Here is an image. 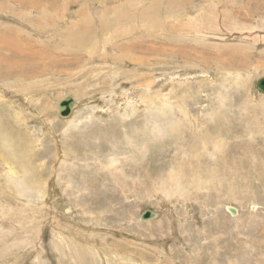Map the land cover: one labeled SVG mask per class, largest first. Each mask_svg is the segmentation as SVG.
<instances>
[{"label":"rangeland","instance_id":"374dc122","mask_svg":"<svg viewBox=\"0 0 264 264\" xmlns=\"http://www.w3.org/2000/svg\"><path fill=\"white\" fill-rule=\"evenodd\" d=\"M118 1L0 0V264H264V0Z\"/></svg>","mask_w":264,"mask_h":264},{"label":"water","instance_id":"95a60500","mask_svg":"<svg viewBox=\"0 0 264 264\" xmlns=\"http://www.w3.org/2000/svg\"><path fill=\"white\" fill-rule=\"evenodd\" d=\"M256 88L259 92L264 93V76L261 77L256 84ZM75 99L72 96L67 95L62 101L59 102V114L64 117L70 116L75 104ZM230 212L232 214L236 213L235 208L231 207ZM155 217L153 210L147 209L141 214L142 220H149Z\"/></svg>","mask_w":264,"mask_h":264},{"label":"bare ground","instance_id":"6f19581e","mask_svg":"<svg viewBox=\"0 0 264 264\" xmlns=\"http://www.w3.org/2000/svg\"><path fill=\"white\" fill-rule=\"evenodd\" d=\"M119 1H121V0H119ZM119 1H118V2H119ZM245 1H246V0H245ZM118 2H117V3H118ZM130 2H131V1H130ZM235 2H236V1H235ZM243 3H244V2H243ZM130 4H131V3H130ZM192 4H193V3H192ZM258 4H259V3H258ZM262 4H263V3H262ZM164 5H165V4H164ZM227 5H228V4H227ZM126 6H127V5H126ZM222 6H223V5H222ZM133 7H134V6H133ZM133 7H132V8H133ZM194 7H195V6H194ZM193 9H194V8H193ZM197 9H198V8H197ZM151 10H152V9H151ZM203 10H204V9H203ZM115 11H116V10H115ZM146 11H147V10H146ZM263 11H264V9H263ZM172 12H173V11H172ZM226 13H227V12H226ZM231 13H232V12H231ZM236 13H237V12H236ZM166 14H167V13H166ZM196 14H197V13H196ZM237 14H241V15L236 16ZM237 14L234 15L233 17H237V18H235V19H238V20H241V19L243 20V17H244L243 15H244V14H243V13H237ZM121 16H122V15H121ZM225 16H226V14H225ZM170 17H171V16H170ZM205 17H206V16H205ZM207 17H209V16H207ZM207 17H206V18H207ZM228 17H229V16H228ZM231 17H232V15H231ZM238 17H240L241 19H239ZM188 18L190 19V17H188ZM206 18H205V19H206ZM222 18H223V17H222ZM198 19H199V18H198ZM200 19H202V18H200ZM180 20H181V19H180ZM191 20H192V18H191ZM213 20H214V19H213ZM215 20H216V19H215ZM232 20H233V19H232ZM252 20H253V19H252ZM174 21H175V19H174ZM205 21H206V20H205ZM216 21H217V20H216ZM187 22H188V21H187ZM189 22H190V21H189ZM203 22H204V20H203ZM241 22H242V21H241ZM229 23H230V22H229ZM243 23H244V22H243ZM251 23H252V22H251ZM253 23H255V22H253ZM236 24H237V23H236ZM255 24H256V23H255ZM185 25H186V24H185ZM190 25H192V22H191ZM198 25H199V24H198ZM217 25H218V23H217ZM219 25H220V24H219ZM227 25H228V24H227ZM250 25H251V24H250ZM179 26H180V25H179ZM182 26H183V25H182ZM187 26H188V25H187ZM193 26H194V24H193ZM212 26H213V25H212ZM223 26H224V25H223ZM228 26H229V25H228ZM230 26H231V25H230ZM203 27H204V26H203ZM249 27H250V26H249ZM249 27H248V28H249ZM199 28H201V27H199ZM199 28H198V29H199ZM250 28H251V27H250ZM217 29H218V28H217ZM234 29H235V28H234ZM201 30H202V29H201ZM203 30H204V29H203ZM226 30H227V29H226ZM208 31H209V30H208ZM210 31L213 32V30H210ZM228 31H229V30H228ZM190 32H191V31H190ZM201 32H202V31H201ZM203 32H204V31H203ZM206 32H207V31H206ZM246 32H247V31H246ZM0 33H1V32H0ZM197 33H198V32H197ZM239 33H240V32H239ZM241 33H242V32H241ZM248 33H249V32H248ZM18 34H19V33H18ZM171 34H172V33H171ZM175 34H176V33H175ZM217 34H218V33H217ZM231 34H232V32H231ZM246 34H247V33H245V35H246ZM184 35H185V34H184ZM188 35H189V34H188ZM198 35H199V34H198ZM201 35H203V34L201 33ZM242 35H243V33H242ZM16 36H17V35H16ZM19 36H20V35H19ZM205 36H206V35H205ZM209 36H212V35H209ZM213 36H214V35H213ZM223 36H224V35H223ZM225 36H226V35H225ZM227 36H228V35H227ZM224 38H225V37H224ZM229 38H230V37H229ZM18 39H19V38H18ZM18 39H17V42L19 41ZM195 39H196V38H195ZM199 39H200V38H199ZM206 39H208V38L205 37V40H206ZM214 39H215V38H214ZM214 39H213V40H214ZM217 39H218V38H217ZM248 39H249V38H248ZM179 40H180V39H179ZM196 40H197V39H196ZM219 40H220V39H219ZM251 40H252V38H251ZM257 40H259V39H257ZM209 41H210V40H209ZM186 42H187V41H186ZM207 42H208V41H207ZM211 42H212V41H211ZM218 42H219V41H218ZM218 42H216V43H218ZM253 42H254V41H253ZM189 43H190V42H189ZM191 43H192V42H191ZM245 43H246V42H245ZM208 44H209V43H208ZM198 45H199V44H198ZM217 45H218V44H217ZM14 46H15V45H14ZM22 47H23V46H22ZM27 48H28V47H27ZM201 49H202V48H201ZM16 52H17V51H16ZM244 55H245V54H244ZM244 55L240 56V58L242 59V58L244 57ZM240 61L242 62V60H240ZM177 66H178V64H177ZM63 97L65 98L66 96H63ZM64 98H63V99H64ZM63 99H62V100H63ZM74 99H75V98H74ZM62 100H60V101H62ZM60 101H59V102H60ZM59 102H58V104H59ZM76 106H77V100L75 101V104H74L73 108H75ZM58 109H59V105H58ZM58 109H57V110H58ZM74 110H75V109H74ZM72 114H73V113H72ZM69 117H70V116H69ZM7 145H8V144H7ZM3 155H4V154H3ZM3 168H4V167H3ZM0 170H1V169H0ZM11 171H12V170H11ZM13 173H14V172H13ZM5 174H6V173H5ZM10 174H12V172H10ZM12 175H13V174H12ZM33 176H34V175H33ZM22 182H23V181H22ZM230 208H231V207H230ZM230 208L228 207L229 211H230ZM254 208H255V207H254ZM154 213H155V216H156L157 213H156L155 211H154ZM235 214H236V213H235ZM141 220H142V219H141Z\"/></svg>","mask_w":264,"mask_h":264}]
</instances>
